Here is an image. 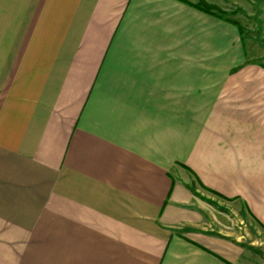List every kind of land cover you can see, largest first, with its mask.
Wrapping results in <instances>:
<instances>
[{"label": "crops", "instance_id": "1", "mask_svg": "<svg viewBox=\"0 0 264 264\" xmlns=\"http://www.w3.org/2000/svg\"><path fill=\"white\" fill-rule=\"evenodd\" d=\"M199 1L0 0V264H254L264 0Z\"/></svg>", "mask_w": 264, "mask_h": 264}, {"label": "rangeland", "instance_id": "2", "mask_svg": "<svg viewBox=\"0 0 264 264\" xmlns=\"http://www.w3.org/2000/svg\"><path fill=\"white\" fill-rule=\"evenodd\" d=\"M204 196L205 198H203V204H205L204 206L207 209L224 211L227 212V214L233 211L230 206L228 207V203H225L222 200L206 193ZM224 208L230 209L227 210ZM235 215L237 218L235 219L234 224L236 223L238 236H242L240 239L242 245L254 258V264H264V232L259 230L256 226H252L242 220L239 213H235Z\"/></svg>", "mask_w": 264, "mask_h": 264}, {"label": "trees", "instance_id": "3", "mask_svg": "<svg viewBox=\"0 0 264 264\" xmlns=\"http://www.w3.org/2000/svg\"><path fill=\"white\" fill-rule=\"evenodd\" d=\"M196 7L206 13L223 18V12H221L219 9L213 7L212 5L206 3L203 0H200L199 3L196 5Z\"/></svg>", "mask_w": 264, "mask_h": 264}]
</instances>
